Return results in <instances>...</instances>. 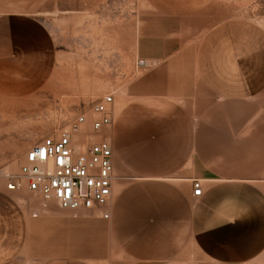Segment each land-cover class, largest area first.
Segmentation results:
<instances>
[{
	"label": "crops",
	"instance_id": "obj_1",
	"mask_svg": "<svg viewBox=\"0 0 264 264\" xmlns=\"http://www.w3.org/2000/svg\"><path fill=\"white\" fill-rule=\"evenodd\" d=\"M144 2L134 67L150 64L113 91L109 217L0 180V264H264V26L212 0ZM0 40L1 98L53 83L40 20L0 15Z\"/></svg>",
	"mask_w": 264,
	"mask_h": 264
},
{
	"label": "rangeland",
	"instance_id": "obj_2",
	"mask_svg": "<svg viewBox=\"0 0 264 264\" xmlns=\"http://www.w3.org/2000/svg\"><path fill=\"white\" fill-rule=\"evenodd\" d=\"M207 11L264 26V0H212ZM8 13L40 20L58 51L53 83L26 97H0V167L13 172L32 145L140 73L134 67L136 27L155 15L144 0H0V15ZM70 81L73 87L66 89Z\"/></svg>",
	"mask_w": 264,
	"mask_h": 264
},
{
	"label": "built area",
	"instance_id": "obj_3",
	"mask_svg": "<svg viewBox=\"0 0 264 264\" xmlns=\"http://www.w3.org/2000/svg\"><path fill=\"white\" fill-rule=\"evenodd\" d=\"M138 59L137 68L148 67ZM113 92L93 100L87 109L69 117L58 128L32 145L24 154L18 170L0 167V180L8 191L26 189L36 195L45 208L54 202L61 209L101 210L111 199L114 179L112 145L107 134L113 122ZM200 179L192 180V195L200 196Z\"/></svg>",
	"mask_w": 264,
	"mask_h": 264
},
{
	"label": "bare ground",
	"instance_id": "obj_4",
	"mask_svg": "<svg viewBox=\"0 0 264 264\" xmlns=\"http://www.w3.org/2000/svg\"><path fill=\"white\" fill-rule=\"evenodd\" d=\"M34 80V79H33Z\"/></svg>",
	"mask_w": 264,
	"mask_h": 264
}]
</instances>
